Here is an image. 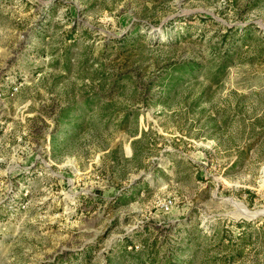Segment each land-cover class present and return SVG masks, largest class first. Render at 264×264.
<instances>
[{
  "label": "rangeland",
  "instance_id": "rangeland-1",
  "mask_svg": "<svg viewBox=\"0 0 264 264\" xmlns=\"http://www.w3.org/2000/svg\"><path fill=\"white\" fill-rule=\"evenodd\" d=\"M6 74L0 264H264V0H0Z\"/></svg>",
  "mask_w": 264,
  "mask_h": 264
},
{
  "label": "built area",
  "instance_id": "built-area-1",
  "mask_svg": "<svg viewBox=\"0 0 264 264\" xmlns=\"http://www.w3.org/2000/svg\"><path fill=\"white\" fill-rule=\"evenodd\" d=\"M18 83H19L18 81L11 80L10 76H8V74H6V76L3 78V82L0 85H1V87L8 88V90H17ZM0 94H1V92H0Z\"/></svg>",
  "mask_w": 264,
  "mask_h": 264
},
{
  "label": "trees",
  "instance_id": "trees-1",
  "mask_svg": "<svg viewBox=\"0 0 264 264\" xmlns=\"http://www.w3.org/2000/svg\"><path fill=\"white\" fill-rule=\"evenodd\" d=\"M182 64H185V65H183L185 67H189L190 69H194L195 66H197L198 63L194 62V61H183ZM128 241H126V242H128Z\"/></svg>",
  "mask_w": 264,
  "mask_h": 264
}]
</instances>
